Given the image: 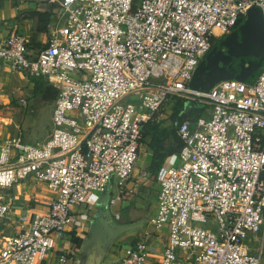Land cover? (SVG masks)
Listing matches in <instances>:
<instances>
[{
    "label": "built area",
    "instance_id": "2783aa9c",
    "mask_svg": "<svg viewBox=\"0 0 264 264\" xmlns=\"http://www.w3.org/2000/svg\"><path fill=\"white\" fill-rule=\"evenodd\" d=\"M33 1L53 15L43 46L31 48L14 25H0V66L56 88L53 130L42 144L0 142V219L8 191L23 181L52 196L45 213L2 242L0 264L43 263L57 233L80 227L75 209L112 182L117 200L127 196L144 127L175 96L211 110L207 119L170 122L182 148L154 177L153 231L131 242L119 264H264V69L252 80L191 85L211 40L238 36L252 9L264 17V0ZM128 94L137 102L121 104ZM209 219L217 232L200 227ZM163 233L161 260L149 259ZM53 264L81 261L62 252Z\"/></svg>",
    "mask_w": 264,
    "mask_h": 264
},
{
    "label": "rangeland",
    "instance_id": "374dc122",
    "mask_svg": "<svg viewBox=\"0 0 264 264\" xmlns=\"http://www.w3.org/2000/svg\"><path fill=\"white\" fill-rule=\"evenodd\" d=\"M62 24L61 21L60 25ZM226 40L228 39H217L210 51L199 62L193 79L194 86L210 88L223 80L228 73L234 71H239L241 73V79L252 80V72L258 74V72L264 69V57L262 59L246 57L247 59L243 61V63L233 61V58L226 55V50L222 47ZM240 40L241 37L239 36L236 38L235 42H240ZM0 78L8 80L7 89L12 91L13 100L12 103H8L4 97H0V142L3 138H18L27 144H42L53 130V103L41 101L39 96L33 94L32 88L34 85L31 87V80L26 75L10 72L5 64L0 66ZM21 99L24 100V106L19 103ZM130 101L137 102L135 94H128L120 100V103L125 104ZM190 102L193 101L178 96L169 99L160 111L159 119L155 122L158 130H170L171 120H179L181 116L182 119L190 114H192V116H203L206 119L208 118V113L211 110L209 105L197 104L193 112L188 108ZM142 113L146 114L145 111ZM78 123L81 124V119H78ZM159 138H161L160 141H154L152 134H146L144 136L138 160L135 165L133 178H141L140 173L143 170L147 172V176L145 179L141 178V183L135 187V190L132 191L129 197L124 198L125 200L122 203H125L126 206L121 207L116 213L111 212L108 216L111 222L110 224L113 223L116 228H118V231L124 232L113 246L114 255L116 257L115 262L118 260L117 258L122 249L134 241L135 238L138 239V234H140L139 232L141 231L136 233L132 228H134L135 225L146 227L152 223V218L154 217V203L156 202V196L158 194V185L154 178L155 176L150 171V166L158 147L161 148V150L158 151L159 155H163L169 149V138L163 136ZM110 188H114L113 182ZM134 204H137V207ZM107 206H110V204L108 203ZM140 210H142V213H137L140 212ZM102 217L100 213H95L89 220L91 225L90 240L96 241V237H98V240L100 239L102 241H110L112 239L114 232L110 236L106 233V228L108 226L104 224L101 225L100 221ZM103 222L108 223L106 220ZM143 227L141 229H143ZM200 227L214 233L217 232V225L210 219L206 225H200ZM161 241H165V238L161 239ZM150 258L161 260L162 250L160 249L155 253L149 254V259ZM106 264H112L110 258L106 259Z\"/></svg>",
    "mask_w": 264,
    "mask_h": 264
},
{
    "label": "crops",
    "instance_id": "0c3cea01",
    "mask_svg": "<svg viewBox=\"0 0 264 264\" xmlns=\"http://www.w3.org/2000/svg\"><path fill=\"white\" fill-rule=\"evenodd\" d=\"M34 13H47L49 15L46 32L37 35L33 34V29H35L36 25V19L30 17ZM52 18L53 15L50 11V7L45 4L38 2L35 3L33 0H0V25L3 26L6 24H15L16 29L21 34H23V36L28 40L29 44L33 43L35 45L33 46L34 48H41L43 46L48 33V25L52 21ZM30 84L32 87L33 84L31 82ZM7 88L8 80H3L0 78V97H4L8 103H12V91L10 89L8 90ZM20 101L19 103L21 104ZM4 140L8 139H1V141ZM141 181V178H133L132 176V178L126 184L128 195L122 196L118 200L116 199V196L118 195L116 185L113 183L114 188L112 189L110 188L112 185L111 183L106 191L108 193L102 195L100 199L93 200L89 204L75 209V212L79 214V217L82 221L80 227H67L60 233H57L55 235V248L53 252L41 264H53L57 254L62 252L72 253L75 258H78L81 261V264H106L107 258L111 259L112 264H119V260L124 252V249L127 248L129 244L122 249L119 257L117 258L118 260L115 262L116 257L114 255L115 253L113 246L115 245L116 241L119 240L121 235L124 234V232H120V230L118 231V228H116L113 223L110 224L111 222L109 221L108 216L111 212L116 213V211L121 207L126 206L125 203H122L125 200L124 198L129 197L132 191L135 190V187L138 186ZM8 194L11 197V202L9 204V212L4 218L0 219V245L6 238L15 236L23 229L27 228V226L36 216L41 213H45L47 211L45 202H47V200L52 196V193L44 184H36L32 179H28L15 185L11 190L8 191ZM36 200L39 202H36ZM108 203L110 206H107ZM134 205L137 207V204ZM154 205L155 207L153 208V214L155 217L157 210V196ZM95 213H100L103 216L100 223L101 225L104 224L105 226H108L106 228V233L110 236L114 232V235L110 241H102L100 239L98 240V237L95 238L96 241L90 240L91 225L89 220L94 216ZM137 213H142V210ZM104 220H106L108 223H104ZM142 227L143 226L135 225L134 228H132V230L136 231V233L141 231L139 232L140 234H138V237H140L146 231H153L152 223L141 229ZM166 236V233H163L159 240L155 239L157 242L155 252L160 249L162 250L165 247L167 242ZM163 238H165V241H161Z\"/></svg>",
    "mask_w": 264,
    "mask_h": 264
},
{
    "label": "trees",
    "instance_id": "16d2710c",
    "mask_svg": "<svg viewBox=\"0 0 264 264\" xmlns=\"http://www.w3.org/2000/svg\"><path fill=\"white\" fill-rule=\"evenodd\" d=\"M30 18L36 19L35 29H33L34 35L46 32V26H47L48 21H49V15L47 13L46 14L34 13L31 15ZM242 22H243V20L240 19L238 21V25H240ZM211 42H212V45L215 44L216 39H212ZM29 45L31 46V48H34L33 46H35L33 43L29 44ZM222 47L226 50L225 53L230 55V56L236 55L237 52L239 51L238 43L233 42V40H231V39L226 40L223 43ZM246 59L247 58L245 57L243 61H246ZM29 79L31 80L30 82L34 85V87L32 88L33 94H35L36 96H39L41 101L51 102V103L54 102V100L58 94V91L56 90L55 87L48 84V82L46 80H44L43 78H29ZM190 103H193L194 106L193 107L188 106V108L194 112L193 109L197 107L196 106L197 103L196 102H190ZM188 116H190V118L197 117V116H192V114H190ZM179 120L180 121L182 120V116L179 117ZM155 122H157V121H152V122H149L148 124L145 125L144 130H143V134H142V141H143V138L146 134H152L154 141H160V139L162 138V137L159 138L160 136L167 137V138H169V149L163 155L158 154V151L161 150L160 147H158L156 149L157 152L153 156V160H152V163L150 166V171H151V173H153L154 176L157 174L158 170L163 165L165 159L168 156L179 152L180 149L182 148V142L180 141V139L178 138L174 129L171 126H170V130H158Z\"/></svg>",
    "mask_w": 264,
    "mask_h": 264
},
{
    "label": "water",
    "instance_id": "95a60500",
    "mask_svg": "<svg viewBox=\"0 0 264 264\" xmlns=\"http://www.w3.org/2000/svg\"><path fill=\"white\" fill-rule=\"evenodd\" d=\"M237 32L239 33L238 35H240L241 37L240 42H237L239 46V51L234 56H230L228 54L226 55H228L230 58L233 57L236 60L239 59L240 54L248 58L254 57L262 59L264 57V17L262 15V12L257 8L252 9L248 13L247 18L239 27ZM236 38L237 36H234L229 39L234 40L233 42H235ZM195 74L193 75V78L191 80V85L194 88H205L194 86L193 79L195 77ZM232 77L241 79V73L239 71L230 72L223 79H230ZM189 106L193 107L194 104L190 103ZM106 191L104 194L108 193Z\"/></svg>",
    "mask_w": 264,
    "mask_h": 264
},
{
    "label": "flooded vegetation",
    "instance_id": "af4514ba",
    "mask_svg": "<svg viewBox=\"0 0 264 264\" xmlns=\"http://www.w3.org/2000/svg\"><path fill=\"white\" fill-rule=\"evenodd\" d=\"M237 37H239V35H238ZM232 58H233V57H232ZM244 58H245V57H244V56H242V54H240V57H239V59H237V60H236V59H234V58H233L232 60H233V61H235V62H239V63H241V62H242V63H243V60H244Z\"/></svg>",
    "mask_w": 264,
    "mask_h": 264
}]
</instances>
